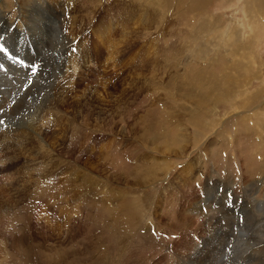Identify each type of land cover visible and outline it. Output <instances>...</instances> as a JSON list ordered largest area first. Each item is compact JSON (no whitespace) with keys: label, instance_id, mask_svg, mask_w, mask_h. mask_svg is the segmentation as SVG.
Wrapping results in <instances>:
<instances>
[{"label":"rangeland","instance_id":"obj_1","mask_svg":"<svg viewBox=\"0 0 264 264\" xmlns=\"http://www.w3.org/2000/svg\"><path fill=\"white\" fill-rule=\"evenodd\" d=\"M43 1L0 0V264H264V0Z\"/></svg>","mask_w":264,"mask_h":264},{"label":"bare ground","instance_id":"obj_2","mask_svg":"<svg viewBox=\"0 0 264 264\" xmlns=\"http://www.w3.org/2000/svg\"><path fill=\"white\" fill-rule=\"evenodd\" d=\"M19 2H20V0H19ZM26 2H29L30 4H27ZM35 2V3H34ZM96 2H97V0H96ZM101 2V1H100ZM99 2V3H100ZM1 3H3V2H1ZM98 3V2H97ZM99 3H98V5H99ZM12 5V4H11ZM21 5H22V8H21ZM37 7L39 8H41L42 10H44L45 12H47V13H49L50 15H51V18H52V20L54 19V16H53V13H54V11H53V8L52 7H50V4H47L46 2H44L43 0H21V2H20V7H19V9L21 8L22 9V14H26V16L30 19V20H33L34 22H32L33 23V27L35 28V31H36V29H38L37 27H39V26H37V21H38V19L39 18H41L42 17V14H40L38 11H34V9H37ZM3 9V8H2ZM1 9V10H2ZM55 9V8H54ZM87 9V8H86ZM0 10V11H1ZM2 12H4V10H2ZM1 12V13H2ZM14 15V14H13ZM57 15V14H56ZM25 16V17H26ZM26 17V18H27ZM56 19V18H55ZM29 20V21H30ZM51 20V21H52ZM45 21V20H44ZM71 22V21H70ZM81 23V22H80ZM28 24V23H27ZM42 24V23H41ZM55 24H56V21H54V22H51V23H49V25H47V27H48V31H47V33H46V35L44 36V37H47V38H49V36H50V34L52 33V29L53 28H50V25H51V27H53V26H55ZM57 26H55V28H58V29H60V26H58L59 24H56ZM32 26V25H31ZM162 26V25H161ZM46 27V26H45ZM69 27V26H68ZM31 28V27H30ZM40 28V27H39ZM74 28V27H73ZM41 30V29H40ZM39 30V31H40ZM47 30V29H46ZM70 30H72V29H70ZM69 30V31H70ZM34 31V32H35ZM43 31V30H42ZM45 31V30H44ZM38 32V31H37ZM78 32V31H77ZM41 33V32H40ZM63 33V32H62ZM61 33V34H62ZM39 34V33H38ZM37 34V35H38ZM64 34H65V32H64ZM60 36V35H59ZM35 37V36H34ZM42 38V37H41ZM66 38V37H65ZM67 39V38H66ZM42 40V39H41ZM63 40V39H62ZM43 41V40H42ZM60 41V40H59ZM18 42V41H17ZM196 49V48H195ZM51 53V52H50ZM41 57V56H40ZM46 58V57H45ZM99 58V57H98ZM63 72V71H62ZM88 72V71H87ZM73 73V72H72ZM59 74V73H58ZM86 74V73H85ZM57 75V74H56ZM69 82H71V80H69ZM60 88V87H59ZM64 88V87H63ZM69 88H71V87H69ZM67 90V89H66ZM56 91V90H55ZM65 92V91H64ZM60 94V93H59ZM57 98V97H56ZM50 101V100H49ZM30 102V101H29ZM30 106V105H29ZM59 106V105H58ZM51 108V107H50ZM59 109V108H58ZM56 112V111H55ZM53 113H54V111H53ZM58 114V113H57ZM66 115V114H65ZM64 117V116H63ZM35 120V119H34ZM63 120V119H62ZM36 121V120H35ZM37 122V121H36ZM61 122V121H60ZM34 123V122H33ZM46 123V122H45ZM62 123V122H61ZM43 124V123H42ZM25 125V124H24ZM32 125V124H31ZM41 125V124H40ZM27 126V125H26ZM47 126V125H46ZM28 127V126H27ZM31 127V126H30ZM32 127H34V126H32ZM31 127V128H32ZM70 127V126H69ZM25 130V129H24ZM63 130V129H62ZM96 130V129H95ZM84 131V130H83ZM25 132V131H24ZM27 132V131H26ZM39 132V131H38ZM35 133V132H34ZM37 133V132H36ZM35 133V134H36ZM41 133V132H40ZM93 133V132H92ZM28 134V133H27ZM32 134V133H31ZM27 136V135H26ZM162 137V136H161ZM32 138V137H31ZM56 138V137H55ZM34 140V139H33ZM222 141V140H221ZM5 143V142H4ZM23 143H24V141H23ZM208 143V142H207ZM4 146V145H3ZM26 146V145H25ZM7 147V146H6ZM44 147V146H43ZM23 148V147H22ZM14 150V149H13ZM3 151V150H2ZM52 154V153H51ZM239 158V157H238ZM234 165V164H233ZM256 177V176H255ZM49 179V178H48ZM227 179V178H226ZM259 191V190H258ZM195 192V191H194ZM254 192V191H253ZM182 193V192H181ZM252 193V192H251ZM193 195V194H192ZM196 195V194H195ZM194 197V196H193ZM253 197V196H252ZM235 198V197H234ZM258 202V201H257ZM260 204V203H259ZM258 212V211H257ZM214 214V213H213ZM199 216V215H198ZM197 216V217H198ZM191 218V217H190ZM194 218V217H193ZM263 218V217H262ZM233 219V218H232ZM264 219V218H263ZM203 220V219H202ZM228 220V219H227ZM260 222V221H259ZM203 223H205V222H203ZM226 224H228V223H226ZM237 226V225H236ZM263 226V225H262ZM242 227V226H241ZM257 227H259V226H257ZM199 228H200V226H199ZM225 228V227H224ZM201 229V228H200ZM239 229V228H238ZM254 229H256V228H254ZM258 229V228H257ZM256 229V230H257ZM260 230V229H259ZM263 230V229H262ZM216 231V230H215ZM246 231V230H245ZM244 231V232H245ZM254 232V231H253ZM263 232V231H262ZM182 233V232H181ZM237 237V236H236ZM260 239V238H259ZM262 239V238H261ZM263 240V239H262ZM250 243V242H249ZM259 243V242H258ZM264 243V242H263ZM244 247V246H243ZM191 248V247H190ZM152 254V253H151ZM224 254V253H223ZM244 257V256H243ZM182 258V257H181ZM171 259V258H170ZM233 260V259H232ZM187 264V263H186Z\"/></svg>","mask_w":264,"mask_h":264},{"label":"snow or ice","instance_id":"obj_3","mask_svg":"<svg viewBox=\"0 0 264 264\" xmlns=\"http://www.w3.org/2000/svg\"><path fill=\"white\" fill-rule=\"evenodd\" d=\"M4 48L2 46H0V52H3ZM37 71V69L35 67L32 68V72L35 73Z\"/></svg>","mask_w":264,"mask_h":264}]
</instances>
